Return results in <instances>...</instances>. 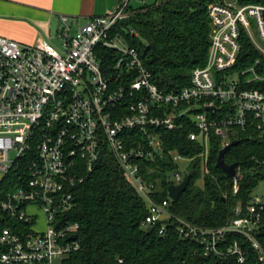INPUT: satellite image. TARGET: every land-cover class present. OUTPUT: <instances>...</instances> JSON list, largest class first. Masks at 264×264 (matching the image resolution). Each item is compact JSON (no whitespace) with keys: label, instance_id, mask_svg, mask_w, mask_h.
I'll return each mask as SVG.
<instances>
[{"label":"built area","instance_id":"obj_1","mask_svg":"<svg viewBox=\"0 0 264 264\" xmlns=\"http://www.w3.org/2000/svg\"><path fill=\"white\" fill-rule=\"evenodd\" d=\"M131 1L117 0L111 13L90 17L75 29L68 16H56L53 38L59 46L50 34L29 46L0 36V217L11 221L0 228V264H53L56 258L63 264L64 257L78 252V225L62 218L74 207V189L105 161L143 202L144 231L150 227L164 236L174 222L178 238L197 243L203 256L233 257L235 264H244L238 241L227 243L237 236L264 264L257 239L264 227V197L252 195L244 206L237 204L220 226H197L171 212L169 197L154 200L151 183L158 180L148 179L152 169L145 166L167 156L178 166L169 180L179 185L184 179L179 165L198 158L201 176L206 172L212 134L222 149L237 131L264 133V0L208 2L207 61L191 71L188 85L177 92L153 83L137 49L125 40L124 34H137L117 28L144 7L168 0H135L137 6ZM242 37L257 57L236 70ZM109 51L114 54L111 66L102 61ZM184 123L195 130L189 140L200 146L193 157L164 151L161 132ZM231 180L235 194L238 167ZM32 207L45 216L42 232L34 229Z\"/></svg>","mask_w":264,"mask_h":264},{"label":"trees","instance_id":"obj_2","mask_svg":"<svg viewBox=\"0 0 264 264\" xmlns=\"http://www.w3.org/2000/svg\"><path fill=\"white\" fill-rule=\"evenodd\" d=\"M211 0H168L146 6L135 12L131 18L119 23L117 28L134 30L136 36L125 35L126 43L137 49L145 68L152 75V81L165 92H177L187 86L190 73L196 67H203L207 61L209 42V20L206 12ZM259 0H250L251 3ZM236 70L248 67L257 57L246 38H241ZM114 54H104L103 63L111 66ZM258 84L250 87L256 88ZM195 132L191 124L184 123L173 131L161 132L164 137V151H177L181 156L193 157L201 152L200 146L188 138ZM224 156L226 164L236 163L241 174L239 190L232 192V180L215 167L221 140L210 136V153L206 172L201 176L199 159L187 167L184 176L189 184L177 201L170 202L171 212L197 226L215 228L233 216L237 204L244 206L253 191L264 181V133L239 132ZM155 191V201L166 200L169 180L178 166L166 156L145 164ZM147 172V171H145ZM201 178L203 187H197ZM74 207L64 214L63 223L78 225V252L63 258V264H235V258L215 259L203 256V249L197 243L183 242L178 238L177 225H169L164 236L154 230L147 234L141 228L146 217L144 204L125 183L120 171L105 161L73 191ZM11 223L0 217V228ZM257 239L264 250V227ZM237 240L243 248L244 264H259L248 242L240 237L230 236L227 243Z\"/></svg>","mask_w":264,"mask_h":264},{"label":"crops","instance_id":"obj_3","mask_svg":"<svg viewBox=\"0 0 264 264\" xmlns=\"http://www.w3.org/2000/svg\"><path fill=\"white\" fill-rule=\"evenodd\" d=\"M117 0H0V36L21 46L35 44L50 32L53 18L65 15L72 28L93 16L111 13Z\"/></svg>","mask_w":264,"mask_h":264},{"label":"water","instance_id":"obj_4","mask_svg":"<svg viewBox=\"0 0 264 264\" xmlns=\"http://www.w3.org/2000/svg\"><path fill=\"white\" fill-rule=\"evenodd\" d=\"M226 3L228 4H232L234 3L235 0H224ZM56 23H57V18H53L52 21H51V25H50V29H49V34L51 36V39L50 41L55 44V45H60V41L59 40H54V30H55V26H56ZM212 109V108H211ZM211 109H208L209 111H211ZM237 144V141H231L227 144V146L223 147L217 157H216V160H215V167L217 169H219L223 174L224 176L226 177V179H231L235 176L236 174V169H237V164L236 163H232V164H226L224 162V156L225 154L227 153V151L229 150L230 147L234 146ZM189 176H186L183 180H182V183H180L179 185H169L168 188H167V197H169L172 201H177L180 197V195L183 193V191L186 189V187L188 186L189 184ZM153 231L152 228L148 227L147 230H146V233L147 234H151ZM77 239V236H72L70 238V240L72 241H75Z\"/></svg>","mask_w":264,"mask_h":264},{"label":"rangeland","instance_id":"obj_5","mask_svg":"<svg viewBox=\"0 0 264 264\" xmlns=\"http://www.w3.org/2000/svg\"><path fill=\"white\" fill-rule=\"evenodd\" d=\"M247 3H251L250 0H238V4H247ZM131 4L137 6V2H135V0L131 1ZM139 5V4H138ZM179 172L182 176V178H184L186 172H187V167L185 166V164L179 165ZM174 182V181H173ZM196 186L197 187H203V180L201 178L198 179V181L196 182ZM254 196H261L264 197V181L260 182L259 185L256 187V189L253 191L252 193ZM30 215L33 214L35 216V224H34V229L35 231H39L42 232L45 230V216L43 215L42 211L40 209H36V208H30L29 210ZM53 264H61L60 259L56 258L53 260Z\"/></svg>","mask_w":264,"mask_h":264}]
</instances>
